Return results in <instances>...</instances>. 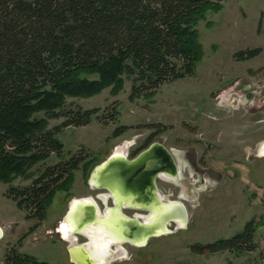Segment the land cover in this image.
I'll return each instance as SVG.
<instances>
[{
  "label": "rangeland",
  "instance_id": "1",
  "mask_svg": "<svg viewBox=\"0 0 264 264\" xmlns=\"http://www.w3.org/2000/svg\"><path fill=\"white\" fill-rule=\"evenodd\" d=\"M197 30L203 57L193 76L164 83L153 95L134 100L129 99L132 78H125L116 93L106 88L92 97L67 99V110L99 109L88 124L61 128L56 135L63 143L64 159L80 153L93 162L75 171L69 191L55 194L40 222L27 218L28 212L6 196L9 186L0 182V264L10 247L50 264H71L69 242L57 233L68 202L100 197L104 190H94L87 175L114 150L123 147L131 159L152 142L163 145L176 160L181 184L161 176L156 184L164 200L184 203L187 227L179 230L170 225L171 234L151 237L143 247L123 244L127 255L118 250L110 264H250L261 258L264 157L258 154V147L264 142V0H225L219 11L207 12ZM247 49L260 52L248 60L234 58L236 52ZM63 122V116L50 119L49 128ZM120 128L121 134L114 136ZM60 160L52 154L30 170L31 178H17L11 186H29L46 166ZM185 190L186 197L181 195ZM154 208L159 216L154 223L142 227L123 221V236L129 231L144 236L157 229L165 214ZM124 213L132 216L134 211ZM72 216L74 220L81 217L78 207ZM93 216L95 226L108 225L109 221ZM250 220L257 224L254 241L258 248L254 252L191 251L194 244L233 236ZM76 241L85 239L77 235ZM94 244L97 253L102 246L99 232Z\"/></svg>",
  "mask_w": 264,
  "mask_h": 264
},
{
  "label": "trees",
  "instance_id": "2",
  "mask_svg": "<svg viewBox=\"0 0 264 264\" xmlns=\"http://www.w3.org/2000/svg\"><path fill=\"white\" fill-rule=\"evenodd\" d=\"M224 1L0 0V182L27 218L44 220L55 194L69 191L75 171L93 162L80 153L64 159L56 135L61 128L88 124L99 109L67 110V99L106 88L116 93L132 78L134 100L193 76L203 57L197 24ZM259 52L241 50L234 58L248 60ZM61 116L64 122L49 128V120ZM52 154L61 160L29 186H11L17 178H31L30 170ZM256 225L250 220L233 236L194 244L191 251L254 252ZM3 264L50 263L10 247ZM250 264H264V253Z\"/></svg>",
  "mask_w": 264,
  "mask_h": 264
},
{
  "label": "bare ground",
  "instance_id": "3",
  "mask_svg": "<svg viewBox=\"0 0 264 264\" xmlns=\"http://www.w3.org/2000/svg\"><path fill=\"white\" fill-rule=\"evenodd\" d=\"M258 152L264 154V142L260 143ZM125 155L126 152L123 147L117 148L109 161L93 173L90 178V186L93 189L104 190V192L100 193V198L105 204L103 209L99 207L91 196L75 198L68 202L64 218L59 224L60 233L65 240H68L71 246L76 244L77 235L83 236L86 240L83 245L87 250L86 254L89 255L88 259L84 260L76 258L72 254L71 260L75 264H107L119 249L123 250V244L144 246L151 237L169 235V231H171L170 225L179 230L187 227L188 215L183 202H165L156 185V178L159 176L181 184V173L177 166L175 174L170 173L169 170L159 172L155 177V181L153 180L155 183L154 187L147 186L144 188L141 186L135 189L134 186L129 187L126 184L127 175L131 168L125 164ZM261 157H264V155ZM177 179L180 181H177ZM152 188H154V191ZM145 193L149 195L148 198L145 197ZM184 193L185 195L182 196L186 197V190ZM108 197H111L113 201L112 206L108 205ZM121 206L126 209H142L145 213L138 212L135 216L129 217L123 213L122 210L124 209L121 210ZM76 207L80 209L81 217L74 220L72 212ZM154 207L161 208L165 214V217L157 223V229L154 228L144 236L138 235L137 231H129L128 235L123 236V221L142 227H148L154 223L159 217L155 214ZM94 214H96L99 221H109L108 225L106 227L95 226ZM139 216L142 217L141 220L138 218ZM97 232L102 236V246L96 253L93 247Z\"/></svg>",
  "mask_w": 264,
  "mask_h": 264
},
{
  "label": "water",
  "instance_id": "4",
  "mask_svg": "<svg viewBox=\"0 0 264 264\" xmlns=\"http://www.w3.org/2000/svg\"><path fill=\"white\" fill-rule=\"evenodd\" d=\"M115 151V150H114ZM114 151L102 162L94 165L87 175V183L90 185V178L99 168L104 166L111 158ZM125 164L130 166L126 179V184L134 186L135 189L139 187H154L155 177L161 171L169 170L170 173H176V160L173 154L158 142H152L145 149L140 151L133 158L128 159V155H125ZM154 180V181H153ZM154 191V188H152ZM151 189V190H152ZM148 194L145 193V197L148 198ZM140 220L141 216L138 217ZM171 230V229H170ZM173 230L169 231V233Z\"/></svg>",
  "mask_w": 264,
  "mask_h": 264
},
{
  "label": "flooded vegetation",
  "instance_id": "5",
  "mask_svg": "<svg viewBox=\"0 0 264 264\" xmlns=\"http://www.w3.org/2000/svg\"><path fill=\"white\" fill-rule=\"evenodd\" d=\"M151 144V143H150ZM149 144V145H150ZM258 154L260 155V156H262V155H264V154H262V153H259L258 152ZM168 180H171V179H168ZM173 181V180H172ZM177 181H180L179 179H177ZM180 183V182H179ZM157 185V184H156ZM158 188V187H157ZM160 193V192H159ZM161 195V194H160ZM181 195H185V193H184V191H182L181 192ZM162 196V195H161ZM96 202H97V204L99 205V202L101 203V207H104V202L102 201V199L99 197V196H96V197H92ZM164 200V199H163ZM108 201L111 203V205L110 206H112L113 205V201L111 200V197H108ZM107 201V202H108ZM165 202H167V201H179V200H164ZM184 204V203H183ZM67 207H68V204H67ZM99 207H100V205H99ZM100 207V208H101ZM186 208V207H185ZM102 209V208H101ZM122 209H124V210H131V211H134V214H132L133 216H135V214L136 213H138V212H143V210L142 209H138V208H124L123 206H121V210ZM138 209V210H137ZM124 210H122L123 211V213H124ZM186 211H187V209H186ZM47 212H48V209H47ZM125 214V213H124ZM126 215V214H125ZM188 215V214H187ZM127 216V215H126ZM129 217H131V216H129ZM57 233H59L60 234V232L59 231H57ZM133 246V245H132ZM145 246V245H144ZM135 247H143V246H135ZM120 250V249H119ZM123 251L125 252V254L127 255V251H126V249H124V246H123V250H122V255H123ZM68 254H69V258H70V251H69V249H68ZM116 259V258H115ZM70 260V262H71V264H75V262L74 261H72L71 260V258L69 259ZM111 263V261H109L107 264H110Z\"/></svg>",
  "mask_w": 264,
  "mask_h": 264
},
{
  "label": "crops",
  "instance_id": "6",
  "mask_svg": "<svg viewBox=\"0 0 264 264\" xmlns=\"http://www.w3.org/2000/svg\"><path fill=\"white\" fill-rule=\"evenodd\" d=\"M60 232V230H59ZM61 234V233H60ZM2 235V234H1ZM62 235V234H61ZM63 236V235H62ZM77 240V239H76ZM84 243H86V240L82 243H78L76 241V244L71 246V244H69V251H70V255L71 253L73 254L74 257L76 258H82L84 260L88 259V254H86V249L85 246L83 245Z\"/></svg>",
  "mask_w": 264,
  "mask_h": 264
}]
</instances>
